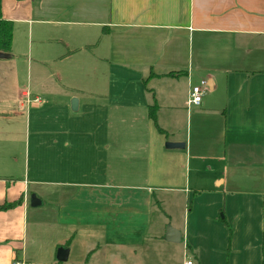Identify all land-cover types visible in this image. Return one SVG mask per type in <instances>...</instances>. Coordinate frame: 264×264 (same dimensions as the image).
I'll use <instances>...</instances> for the list:
<instances>
[{"label":"crops","instance_id":"1","mask_svg":"<svg viewBox=\"0 0 264 264\" xmlns=\"http://www.w3.org/2000/svg\"><path fill=\"white\" fill-rule=\"evenodd\" d=\"M0 12L14 25L0 205L21 200L0 211V264H69L77 240L72 264H264V0H1ZM175 204L170 242L153 215Z\"/></svg>","mask_w":264,"mask_h":264},{"label":"rangeland","instance_id":"2","mask_svg":"<svg viewBox=\"0 0 264 264\" xmlns=\"http://www.w3.org/2000/svg\"><path fill=\"white\" fill-rule=\"evenodd\" d=\"M7 86H9L8 83H7ZM10 89H12V87ZM79 115H81V114H79ZM180 131L183 133L184 129H181ZM170 136L172 137V135H170ZM139 144H141V143L139 142ZM161 197H163V196H160V197H157V198L160 199ZM174 200L176 202V199H174ZM181 209L182 208L178 204L174 205V209H168V208L165 209V207L161 206V205L160 206H155L154 215L153 216L154 217H158L159 221L161 220L162 223H164V224L166 223V227L165 228H166V231H167V229L169 227L174 228V226H175L174 224L175 223L178 224L177 221H174V222L171 221L172 220L171 216H174L175 219L179 218V219H181V221H183V217H181L182 215L180 214ZM151 240H152V238L149 239V241H151ZM79 243H80V240H77V241L74 242L73 254H72V257H71V260H70L69 264H72L73 262H75V258H74L75 255H78V256L80 255V245H79ZM170 245H172L174 247L173 250H175L176 254L178 256L180 255L179 256V260H182L184 258V256H183V253H184L183 244L182 243L178 244V246H177V244H170ZM103 253H104V251H102V253L99 254L100 257L103 255ZM189 258H190V254H189ZM185 259H187V257H185ZM80 264H86V262H80ZM91 264H104V263H101L100 261H96V262H93ZM133 264H160V263H156V261L153 258L149 257L147 259V261H141L139 259L138 262H134Z\"/></svg>","mask_w":264,"mask_h":264},{"label":"trees","instance_id":"3","mask_svg":"<svg viewBox=\"0 0 264 264\" xmlns=\"http://www.w3.org/2000/svg\"><path fill=\"white\" fill-rule=\"evenodd\" d=\"M0 8H1V0H0ZM13 36H14V25L12 21L6 20L2 17L0 12V52L10 53L12 51L13 44ZM171 76H177L178 73H170ZM157 111L158 106L154 103L150 107V118L154 121L155 125H157ZM160 132H163L162 129H159ZM21 204V200L15 201L12 203L6 202L0 205V211H6L12 209ZM71 241H68V247ZM61 263V262H60Z\"/></svg>","mask_w":264,"mask_h":264},{"label":"water","instance_id":"4","mask_svg":"<svg viewBox=\"0 0 264 264\" xmlns=\"http://www.w3.org/2000/svg\"><path fill=\"white\" fill-rule=\"evenodd\" d=\"M10 57H11L10 53L0 52V59H9ZM77 104H78V100H77V98H75L72 101V109L73 110H76V108H74L73 105H75V107H76ZM166 147L168 149H180V148L185 147V143L168 141L166 143ZM41 204H42V200L36 194H33L32 198H31V205L33 207H37V206H40ZM166 238L170 242H179L181 240V233H180V231L169 227L167 229ZM69 254H70L69 248L60 247L58 249V252H57L58 261L66 262L69 258Z\"/></svg>","mask_w":264,"mask_h":264},{"label":"built area","instance_id":"5","mask_svg":"<svg viewBox=\"0 0 264 264\" xmlns=\"http://www.w3.org/2000/svg\"><path fill=\"white\" fill-rule=\"evenodd\" d=\"M207 90H208V80L203 79L200 81L199 84L192 85L189 92L188 104L200 106L203 102V97ZM36 102H40V99L37 98ZM14 264H20V263L16 261L14 262ZM187 264H193V261L188 260Z\"/></svg>","mask_w":264,"mask_h":264}]
</instances>
